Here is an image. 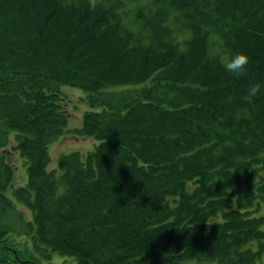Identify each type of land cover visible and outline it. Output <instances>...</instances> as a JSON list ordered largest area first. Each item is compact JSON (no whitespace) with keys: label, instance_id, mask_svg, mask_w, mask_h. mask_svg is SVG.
Wrapping results in <instances>:
<instances>
[{"label":"trees","instance_id":"trees-1","mask_svg":"<svg viewBox=\"0 0 264 264\" xmlns=\"http://www.w3.org/2000/svg\"><path fill=\"white\" fill-rule=\"evenodd\" d=\"M239 52L237 77L223 65ZM256 83L264 0H0V244L12 196L33 241L75 264H258ZM66 89L88 93L70 130ZM69 132L94 144L50 170Z\"/></svg>","mask_w":264,"mask_h":264},{"label":"rangeland","instance_id":"rangeland-1","mask_svg":"<svg viewBox=\"0 0 264 264\" xmlns=\"http://www.w3.org/2000/svg\"><path fill=\"white\" fill-rule=\"evenodd\" d=\"M112 92H119V91H125L129 88L126 87H115ZM66 94L69 97L71 101V106L67 108V116L69 118V130L74 129L77 126L81 125V118L83 116V113L88 108L87 104L84 103L85 96L88 95L86 91L83 90H70L66 89ZM86 95H85V94ZM75 104V105H74ZM94 144V141L89 138H83L76 136L73 133H67L63 136H59L53 141L52 146L50 147V158L51 162L49 164V169L52 170L56 168L57 166V160L62 154L71 153L74 151H81L86 152L87 150L91 149ZM14 164L16 165L15 171L18 172L17 164L18 160L16 156L14 157ZM19 175L16 176V179L14 181V187L18 188L25 185L26 182V175L24 168H21V171L18 172ZM14 200V199H13ZM12 211L14 212V217L11 218L8 222V228L7 230L9 233L3 237V241L0 244V246H11L15 248L18 252H22L24 249L26 251V248L29 247L28 244H31L32 239L31 235L28 234L26 230H24L21 227V224H18V222H22V217L25 220H31V212L29 209H26L22 204L18 203L16 200H14V207L12 208ZM18 221V222H17ZM17 231L19 232V236L17 234ZM49 260L50 264H75L74 260L70 258H66L64 256H60L57 253L49 252ZM5 257V256H4ZM46 264V262H42ZM0 264H3V262H0ZM181 264H215V263H199V262H183ZM258 264H264V253H263V259Z\"/></svg>","mask_w":264,"mask_h":264},{"label":"flooded vegetation","instance_id":"flooded-vegetation-1","mask_svg":"<svg viewBox=\"0 0 264 264\" xmlns=\"http://www.w3.org/2000/svg\"><path fill=\"white\" fill-rule=\"evenodd\" d=\"M29 247L22 252H18L11 246H0V255L3 254V264H50L49 251L40 250L37 245L31 242L28 244Z\"/></svg>","mask_w":264,"mask_h":264},{"label":"clouds","instance_id":"clouds-1","mask_svg":"<svg viewBox=\"0 0 264 264\" xmlns=\"http://www.w3.org/2000/svg\"><path fill=\"white\" fill-rule=\"evenodd\" d=\"M250 62V57L243 53L230 54L223 67L226 72L232 74L233 76H243L246 72V67ZM264 88V84L256 83L250 86L247 90V94L250 98L256 97Z\"/></svg>","mask_w":264,"mask_h":264}]
</instances>
